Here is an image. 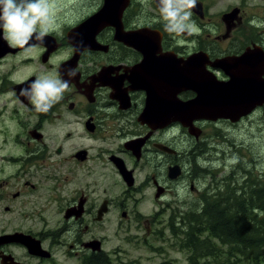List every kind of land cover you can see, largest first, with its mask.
Returning <instances> with one entry per match:
<instances>
[{
    "label": "flooded vegetation",
    "instance_id": "obj_1",
    "mask_svg": "<svg viewBox=\"0 0 264 264\" xmlns=\"http://www.w3.org/2000/svg\"><path fill=\"white\" fill-rule=\"evenodd\" d=\"M111 1L110 23L80 32L106 0H48L43 43L0 45L8 67L0 78V264H127L101 235L115 225L111 216L120 211L117 221L129 222L128 206L139 213L145 184L161 205L193 174L169 133L192 143H264V102L236 120L197 118L196 108L184 121L143 120L145 111L164 114L166 100L179 110L196 100L197 80L217 100L259 92L264 99V0H197L190 30L178 34L165 31L158 0ZM38 76L69 82L47 112L20 95ZM145 168L151 172L137 186ZM255 192L242 188L244 197L258 199Z\"/></svg>",
    "mask_w": 264,
    "mask_h": 264
},
{
    "label": "rangeland",
    "instance_id": "obj_2",
    "mask_svg": "<svg viewBox=\"0 0 264 264\" xmlns=\"http://www.w3.org/2000/svg\"><path fill=\"white\" fill-rule=\"evenodd\" d=\"M7 70L6 63L0 64V78ZM166 140L178 144L182 151V162L186 164L187 169L190 168V162L193 174L190 177L187 174L184 181L182 179L179 185L172 186L171 192L166 195L165 202H161V205L154 202L152 189L146 188L145 184L143 188L146 195L139 207V213L136 215L132 206H128L129 222L117 221L121 215L120 211L111 216V219L115 220V225H109L107 231L101 235L108 238L107 246L117 251L115 259L127 264H190L188 251L180 247L183 230L177 228L181 225L184 212L199 211L202 207L201 200L206 204H212L219 192L224 193L222 200L228 199L225 192L231 182L234 183L230 185L229 192L234 187L241 188V193L243 187H248L253 192L262 188L264 143H192L184 132H171ZM167 162L168 159L164 172L162 167L159 171L161 180H164L162 175L166 173ZM233 162L236 164L235 169L231 167L234 165ZM200 166L203 169L199 168ZM150 172L148 168L143 169L140 177L137 176L136 185L139 186V181L142 182L144 177L146 179ZM103 174L107 181L117 182L118 194L124 191L126 186L120 182L118 176L113 174L110 176V173L104 170ZM192 182L194 190L190 188ZM255 183L259 186L255 187ZM246 190L247 188H244L245 192ZM187 203H194L197 207L192 210L186 209Z\"/></svg>",
    "mask_w": 264,
    "mask_h": 264
},
{
    "label": "trees",
    "instance_id": "obj_3",
    "mask_svg": "<svg viewBox=\"0 0 264 264\" xmlns=\"http://www.w3.org/2000/svg\"><path fill=\"white\" fill-rule=\"evenodd\" d=\"M261 187L256 199L239 194L241 188L229 192L228 185V199L223 194L199 211L184 212L177 228L190 264L264 263V182Z\"/></svg>",
    "mask_w": 264,
    "mask_h": 264
},
{
    "label": "clouds",
    "instance_id": "obj_4",
    "mask_svg": "<svg viewBox=\"0 0 264 264\" xmlns=\"http://www.w3.org/2000/svg\"><path fill=\"white\" fill-rule=\"evenodd\" d=\"M197 0H158L164 29L169 33L190 30L191 9ZM48 0H0V32L11 47L25 48L30 40L43 43L50 28ZM35 47V45H31ZM71 70L69 75H72ZM69 82L61 79L37 77L20 95L29 100L37 112H47L57 102Z\"/></svg>",
    "mask_w": 264,
    "mask_h": 264
},
{
    "label": "water",
    "instance_id": "obj_5",
    "mask_svg": "<svg viewBox=\"0 0 264 264\" xmlns=\"http://www.w3.org/2000/svg\"><path fill=\"white\" fill-rule=\"evenodd\" d=\"M111 4H112L111 0H106V7L103 9L102 13L98 14V16L91 18L90 20L85 22L84 25L80 26L79 27L80 32L84 31L83 29H85L87 27H89V28L90 27L91 28L97 27V29H98V28H100V26H103L106 23H110V21L112 19L110 17L111 13H112ZM98 23H99V25H98ZM119 35H121V33ZM128 37H130V36H128ZM129 39L131 41L133 40L132 38H129ZM85 42H86V44H89V45L95 44L94 43L95 41L94 42L91 40L89 41L88 39ZM78 43H80V42H78ZM2 44L5 45V44H7V42L3 39L2 32H0V45H2ZM0 48H2V47H0ZM81 50L79 51V53L81 52ZM3 52L4 51L2 49H0V55L1 56H2ZM201 82H202L201 80H197V85L199 88V94H198V98L196 100L189 102L188 104L181 105L183 107H181L180 110L177 108L178 105L176 106V104L174 102L166 100V112L164 114L158 115V114H156L157 112L151 113V111L149 110L150 113H148L145 111V113L143 115V120L151 121V120L157 119L158 121H161V122H163L164 120L168 121V123L171 121H177V120H181V119H182V121H184V120H186V117L190 118V117L194 116V115H192L191 112H195V108L198 109V113H200L197 116V118L213 119V120H216L218 118H227V119H231V120H236V119H238V118H240L246 114V109L252 108L253 106H255V104H261L262 102H264V99L260 98V96L263 94L261 92L256 93L254 96L247 98V99H245V98L244 99H237V98L229 97L226 99L217 100L216 98H213L211 92L208 93V91L206 89L207 84L206 83L203 84ZM194 83H195V81H194ZM184 84H186V83H184ZM243 103H244V105H243ZM169 106L171 107L170 110L168 109ZM173 113H175V114H173ZM149 121H147V122H149ZM166 125H164V126H166ZM124 171L122 170L123 176L126 180L129 181L130 180V177H129L130 172H124ZM178 174H179L178 169H175V168L170 169V178L175 179V178H177Z\"/></svg>",
    "mask_w": 264,
    "mask_h": 264
},
{
    "label": "bare ground",
    "instance_id": "obj_6",
    "mask_svg": "<svg viewBox=\"0 0 264 264\" xmlns=\"http://www.w3.org/2000/svg\"><path fill=\"white\" fill-rule=\"evenodd\" d=\"M200 170V169H199ZM201 173V172H200ZM222 182V181H221ZM219 184V183H218ZM243 184V183H242ZM241 186V185H240Z\"/></svg>",
    "mask_w": 264,
    "mask_h": 264
}]
</instances>
